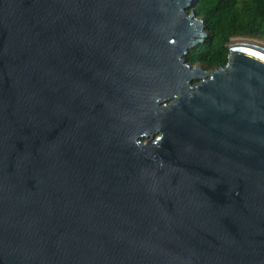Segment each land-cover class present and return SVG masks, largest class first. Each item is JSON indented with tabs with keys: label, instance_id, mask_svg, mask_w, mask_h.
Masks as SVG:
<instances>
[{
	"label": "water",
	"instance_id": "95a60500",
	"mask_svg": "<svg viewBox=\"0 0 264 264\" xmlns=\"http://www.w3.org/2000/svg\"><path fill=\"white\" fill-rule=\"evenodd\" d=\"M196 3L0 0V264H264V43L192 67Z\"/></svg>",
	"mask_w": 264,
	"mask_h": 264
},
{
	"label": "trees",
	"instance_id": "16d2710c",
	"mask_svg": "<svg viewBox=\"0 0 264 264\" xmlns=\"http://www.w3.org/2000/svg\"><path fill=\"white\" fill-rule=\"evenodd\" d=\"M194 10L208 38L185 57L193 66L212 71L225 67L233 38L264 43V0H197Z\"/></svg>",
	"mask_w": 264,
	"mask_h": 264
},
{
	"label": "flooded vegetation",
	"instance_id": "af4514ba",
	"mask_svg": "<svg viewBox=\"0 0 264 264\" xmlns=\"http://www.w3.org/2000/svg\"><path fill=\"white\" fill-rule=\"evenodd\" d=\"M188 63V62H187ZM189 64V63H188ZM191 65V64H190ZM192 67H196V66H198V67H201V68H203L205 71H207V72H209V71H212V70H206L202 65H200V64H196V65H191ZM220 68H222V67H220ZM213 71H216V70H213ZM149 140V138L148 137H142L141 138V142H143V143H146L147 141Z\"/></svg>",
	"mask_w": 264,
	"mask_h": 264
},
{
	"label": "bare ground",
	"instance_id": "6f19581e",
	"mask_svg": "<svg viewBox=\"0 0 264 264\" xmlns=\"http://www.w3.org/2000/svg\"><path fill=\"white\" fill-rule=\"evenodd\" d=\"M254 43H256V42H254ZM257 44H260V45L264 46V45H263V44H261V43H257Z\"/></svg>",
	"mask_w": 264,
	"mask_h": 264
}]
</instances>
